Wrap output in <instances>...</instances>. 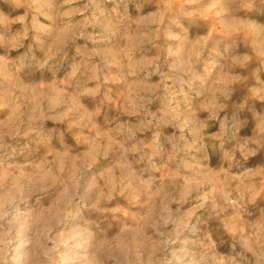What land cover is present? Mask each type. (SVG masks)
I'll return each mask as SVG.
<instances>
[{
  "label": "rangeland",
  "instance_id": "obj_1",
  "mask_svg": "<svg viewBox=\"0 0 264 264\" xmlns=\"http://www.w3.org/2000/svg\"><path fill=\"white\" fill-rule=\"evenodd\" d=\"M0 264H264V0H0Z\"/></svg>",
  "mask_w": 264,
  "mask_h": 264
}]
</instances>
